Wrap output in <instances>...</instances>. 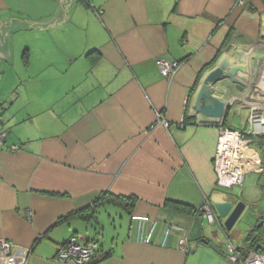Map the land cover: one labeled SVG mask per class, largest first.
<instances>
[{"label":"crops","instance_id":"obj_1","mask_svg":"<svg viewBox=\"0 0 264 264\" xmlns=\"http://www.w3.org/2000/svg\"><path fill=\"white\" fill-rule=\"evenodd\" d=\"M221 55L255 83L222 123L244 130L251 108L264 109V0H0V129L7 145L21 146L0 147V240L15 245L0 264L27 256L29 264H74L54 259L57 246L73 236L99 240L91 231L103 237L106 221L113 237L99 241L93 264H201L198 247L223 252L199 208L240 198L217 186L220 124L195 108L202 71ZM161 59L180 62L171 77ZM249 173L260 176L261 203H246L250 214L260 209L257 221L264 169ZM104 192L137 201L131 212L107 203L91 219H63ZM168 200L194 210L174 211ZM133 216L184 227L190 252L166 229L153 244L134 241Z\"/></svg>","mask_w":264,"mask_h":264},{"label":"built area","instance_id":"obj_2","mask_svg":"<svg viewBox=\"0 0 264 264\" xmlns=\"http://www.w3.org/2000/svg\"><path fill=\"white\" fill-rule=\"evenodd\" d=\"M237 5L247 6L249 0H235ZM180 62L161 59L158 67L161 74L171 77L179 68ZM158 122L168 127L169 122L162 114H158ZM7 132L0 129V147H6L10 151H19L21 146H6ZM264 135V109L257 105L251 108L248 116V128L233 129L220 124L217 138V146L213 159L216 184L220 188L231 189L244 184L245 176L249 172H262L264 167L258 149L253 145L252 136ZM199 211L210 223L219 222L214 205L206 199ZM26 215L31 218L32 213ZM167 230L169 234L178 237L180 250L190 252L189 234L187 230L177 224L162 220H154L145 216H133L130 229V237L140 243H155L158 236ZM14 243L7 239L0 240V261L5 263L12 255ZM227 254L231 264H264V252L251 251L247 257L242 258L237 247L230 240L226 244ZM101 251L99 240H82L73 236L68 241L57 246L54 259L61 262H72L74 264H91ZM23 264H29L28 256Z\"/></svg>","mask_w":264,"mask_h":264},{"label":"water","instance_id":"obj_3","mask_svg":"<svg viewBox=\"0 0 264 264\" xmlns=\"http://www.w3.org/2000/svg\"><path fill=\"white\" fill-rule=\"evenodd\" d=\"M242 60L244 59L241 58ZM213 61L210 71H207L208 69H203L202 71L203 78L196 93L195 108L199 113L206 117H211L221 124L232 113L235 103L242 99L243 94L254 89L255 83L245 82V80L248 81L247 78L242 80L239 77L240 73L249 74L243 65L235 64L223 55L217 56ZM218 83L227 85L223 90L219 91ZM232 86L237 91L233 90ZM220 94L221 98H219ZM213 205L218 221L225 219L222 226L227 231L232 230L246 210V203L243 201L236 202L235 199L215 201ZM211 246L213 245L211 244Z\"/></svg>","mask_w":264,"mask_h":264},{"label":"rangeland","instance_id":"obj_4","mask_svg":"<svg viewBox=\"0 0 264 264\" xmlns=\"http://www.w3.org/2000/svg\"><path fill=\"white\" fill-rule=\"evenodd\" d=\"M234 126L237 128H243L245 125H242L241 119L240 118H235ZM259 174L258 173H249L246 176L245 183L240 186V187H233V191L237 195V197L240 198V201H247V205L251 204L250 202L255 203H261V200L263 199V194L261 187L259 185ZM249 206L248 208L244 211L240 219L237 221L235 226L232 228V230L228 231L227 233L224 232L223 228L219 225L218 222H216L214 225H211L209 228L210 233L214 236V244L217 245L223 252H218L216 248L213 247H198L195 254H202V259H201V264H229V261L227 260V250H226V244L231 240L233 244L237 247L239 246H245V237L246 234L248 233V230L254 225L256 222L257 216L260 214L259 208H255L252 211V214L249 212ZM256 210L258 211V214L255 213ZM119 214V213H118ZM116 213H113V216L117 217ZM104 220H108L105 218L104 215ZM225 219H221V224H223ZM112 223L109 221L105 222V227L103 234L104 236L98 235L100 232L99 229H93L92 234L93 236H98L97 238L99 239L100 243L102 242L108 244L110 243V240L113 237V231L114 230L113 226L111 225ZM112 228V229H111ZM103 245V244H102ZM204 248V249H203ZM226 254H225V253ZM208 253L211 254L208 255Z\"/></svg>","mask_w":264,"mask_h":264},{"label":"trees","instance_id":"obj_5","mask_svg":"<svg viewBox=\"0 0 264 264\" xmlns=\"http://www.w3.org/2000/svg\"><path fill=\"white\" fill-rule=\"evenodd\" d=\"M1 130H4V129H1ZM252 140H253L254 146L257 145V147L258 146L261 147L262 144L264 143V135L252 136ZM6 146H9L7 145V142H6ZM259 147L257 149L263 152V150L262 149L260 150ZM263 164H264V160H263ZM136 201H137V198L133 196L125 197V196L114 195L110 192H104L97 198L94 205L92 206L94 209L90 206L85 210H80L75 214H71L69 216L64 217L63 219L67 217L68 219L70 217H78V218H83L86 220L91 219L95 216V212H96L95 208L100 207L101 205H104L107 203H114L115 205H119L125 208L127 211L131 212V209ZM165 205L177 212H186V211L190 212L191 210H194L192 209V206L186 203H183V202L175 201V200H168L166 201ZM223 230L225 231V233L228 232L224 227H223ZM238 251L242 258L247 257V255L251 251H254L257 253L264 252V216L257 219L254 225L250 228V230L248 231L245 237V246L238 248ZM109 255H110V252H107L104 257H107ZM95 261L96 259L91 264H93Z\"/></svg>","mask_w":264,"mask_h":264}]
</instances>
